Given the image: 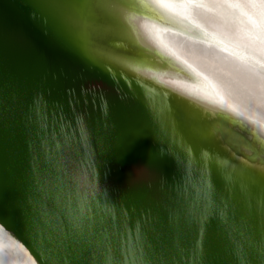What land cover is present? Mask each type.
<instances>
[{
	"label": "water",
	"instance_id": "95a60500",
	"mask_svg": "<svg viewBox=\"0 0 264 264\" xmlns=\"http://www.w3.org/2000/svg\"><path fill=\"white\" fill-rule=\"evenodd\" d=\"M153 111L43 0H0V222L41 264H264L250 206Z\"/></svg>",
	"mask_w": 264,
	"mask_h": 264
},
{
	"label": "bare ground",
	"instance_id": "6f19581e",
	"mask_svg": "<svg viewBox=\"0 0 264 264\" xmlns=\"http://www.w3.org/2000/svg\"><path fill=\"white\" fill-rule=\"evenodd\" d=\"M43 2L80 50L144 98L264 226V0ZM3 227V243L21 246L0 251L4 264H41Z\"/></svg>",
	"mask_w": 264,
	"mask_h": 264
},
{
	"label": "snow or ice",
	"instance_id": "6c2138e0",
	"mask_svg": "<svg viewBox=\"0 0 264 264\" xmlns=\"http://www.w3.org/2000/svg\"><path fill=\"white\" fill-rule=\"evenodd\" d=\"M131 31V30H130ZM117 62L124 64L126 67H131V61L125 58H116ZM261 146H264V139H261L260 141ZM7 232L5 231L3 225H0V251H2L4 248H11V247H16L17 249L20 248L21 246L14 240L10 239V243L5 244L3 243L5 237L7 236ZM0 264H4V259L3 257H0Z\"/></svg>",
	"mask_w": 264,
	"mask_h": 264
}]
</instances>
